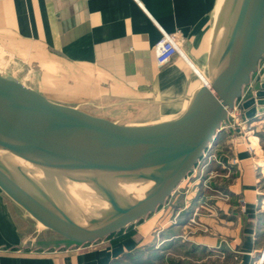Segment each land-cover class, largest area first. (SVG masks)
<instances>
[{
    "label": "crops",
    "instance_id": "1",
    "mask_svg": "<svg viewBox=\"0 0 264 264\" xmlns=\"http://www.w3.org/2000/svg\"><path fill=\"white\" fill-rule=\"evenodd\" d=\"M219 4L220 0H0V54L42 71L41 86L46 90L39 91L48 96L53 87L55 94L80 108L98 111L106 102H137L156 105L154 117L178 116L202 85L182 55L159 66L155 45L163 31L178 34L185 54L202 65L198 49L205 45ZM239 157L247 205L232 215L231 233L221 231L230 237L229 247L221 251L234 264H264L259 195L251 185L256 172L249 152ZM161 207L137 221L134 236H120V230L78 244L57 234L59 241L47 242L44 226L0 188V264H115L144 245L151 229L164 222L166 210ZM169 224L167 230L165 224L160 229L176 227Z\"/></svg>",
    "mask_w": 264,
    "mask_h": 264
},
{
    "label": "water",
    "instance_id": "2",
    "mask_svg": "<svg viewBox=\"0 0 264 264\" xmlns=\"http://www.w3.org/2000/svg\"><path fill=\"white\" fill-rule=\"evenodd\" d=\"M225 50L211 83L180 115L128 123L54 101L0 67V131L34 133L21 142L0 143L26 162L44 166L61 160L82 167L119 162L133 168L152 154H172L143 197L126 207L112 199L114 214L92 221V226L75 222L49 189L2 159L0 188L44 227L78 244L103 239L146 217L194 170L228 122L229 111L244 97L264 58V0H248ZM258 81L242 101L245 119L264 113V72Z\"/></svg>",
    "mask_w": 264,
    "mask_h": 264
},
{
    "label": "rangeland",
    "instance_id": "3",
    "mask_svg": "<svg viewBox=\"0 0 264 264\" xmlns=\"http://www.w3.org/2000/svg\"><path fill=\"white\" fill-rule=\"evenodd\" d=\"M226 7L218 5L206 32L205 45L198 49L203 64L198 65L185 54L195 69L202 85L201 88L210 84L211 74L217 65L215 49L219 48L220 39L225 36L224 52L229 36L234 30L235 18L228 17ZM263 62L264 60L254 74L251 84L246 87L243 100L259 86L258 78L263 72ZM0 66L26 85L37 90L39 88L46 90L45 85L41 86V82L43 84L45 81L42 80V71L39 69H32L22 61L14 57L9 59V56L2 53L0 54ZM52 90H54L53 87ZM52 90L50 93L48 91V97L52 100L71 105L78 104L64 99ZM152 105L147 106L137 102L132 104L106 102L100 105L98 111L94 109L91 111L122 123L165 118L152 116L157 107ZM227 125L226 129L221 130L216 142L209 147L206 155L194 170L180 182L162 205L161 209L166 210L164 222H161L159 227L151 229L144 245L126 254L125 258L115 264H234L226 258L227 254H225V250L229 247L230 237L222 234L221 231L230 234L235 227L234 223L230 224L232 215L236 209L239 211L246 209L247 198L244 194L245 187L239 157L242 151L249 152L252 168L256 172L255 176H252L254 182L251 185L259 195L257 207L260 210L258 215H260L261 222L259 226L261 232H259L261 233L260 240L264 241V113L245 120L241 111L237 110L232 113ZM122 170L123 168L114 167L100 172L112 173L115 177ZM41 174L51 186L59 190L64 188L62 181L43 166ZM94 178L96 180H88L94 185L101 180H107L106 178ZM90 183L76 181L72 185L78 191L89 192L93 191ZM170 221L176 227L166 232L164 230L168 229ZM138 222L122 230L119 235L134 236V227ZM214 223H217V226H214ZM161 225L165 226L164 230L160 229ZM219 225H221L220 230L215 229ZM43 228H45L47 242H57L61 239L52 230ZM199 241H207L217 246L205 248ZM222 248L225 249L224 252L221 251Z\"/></svg>",
    "mask_w": 264,
    "mask_h": 264
},
{
    "label": "bare ground",
    "instance_id": "4",
    "mask_svg": "<svg viewBox=\"0 0 264 264\" xmlns=\"http://www.w3.org/2000/svg\"><path fill=\"white\" fill-rule=\"evenodd\" d=\"M224 5L227 6L226 11L228 12V17L235 18L233 24L235 28L248 5V0H220V6L223 7ZM224 43L225 36L220 39V43L218 44L219 48L217 47V49H215L217 65L211 74L210 83L226 51L223 52ZM206 87L207 86L200 88L198 92H203ZM32 135H34V133H28V131H25L23 128L0 131V139L7 142H21L31 139L33 137ZM171 155L170 152H166L162 155L152 154L148 160L140 161L138 165L133 168L130 163L127 165H120L119 162H117L100 167H82L71 166L68 162L61 160L58 162L52 160L43 167L62 181L61 183L64 188L59 190L44 180L41 174V165H34L26 162L0 143V159L14 167L19 165L26 171V177L29 180L44 186L56 196L70 218L79 224L88 226H92L91 223L94 220L108 218L114 214L113 205L111 203L112 199L117 200L121 206L126 207V205H131L135 203L137 199L143 197L147 189L152 186L153 177L159 172V167L170 162L172 159ZM114 167L123 168L121 173L115 177L112 173L100 172L108 171ZM94 172L96 173L93 175ZM86 174L92 175L89 176ZM94 177H98L99 179L106 178L107 180H101V182L94 185L88 181L94 180ZM76 181L92 184L93 191H78L72 185V183ZM122 189L125 190L123 191Z\"/></svg>",
    "mask_w": 264,
    "mask_h": 264
},
{
    "label": "built area",
    "instance_id": "5",
    "mask_svg": "<svg viewBox=\"0 0 264 264\" xmlns=\"http://www.w3.org/2000/svg\"><path fill=\"white\" fill-rule=\"evenodd\" d=\"M154 50H155L156 62L159 66L167 65L168 63L171 62L173 57L175 55H178V54L182 55L186 58L185 52H184V49L181 45L178 34H172V33H168L166 31H163L162 38L156 43ZM263 60H264V58L262 59V61ZM262 61L260 62V65H261ZM263 72H264V62H263ZM242 101H243V99H241V101L239 100V102H237L235 104L233 109H231L229 111V118L232 115V113L237 112V110L241 111V115H243L244 109L242 107ZM245 120H247V119H245ZM227 126H228L227 122L223 123L222 129H224V128L226 129ZM209 147H208V149H209ZM206 151L204 153V156L206 155Z\"/></svg>",
    "mask_w": 264,
    "mask_h": 264
},
{
    "label": "trees",
    "instance_id": "6",
    "mask_svg": "<svg viewBox=\"0 0 264 264\" xmlns=\"http://www.w3.org/2000/svg\"><path fill=\"white\" fill-rule=\"evenodd\" d=\"M121 232H122V230H121ZM121 232H120V233H121ZM127 235H129V234H126L125 236H127Z\"/></svg>",
    "mask_w": 264,
    "mask_h": 264
}]
</instances>
